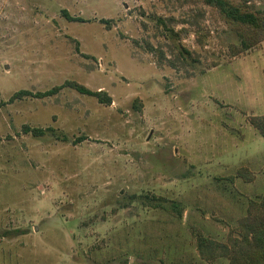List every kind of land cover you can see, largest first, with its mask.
Here are the masks:
<instances>
[{"label": "rangeland", "instance_id": "1", "mask_svg": "<svg viewBox=\"0 0 264 264\" xmlns=\"http://www.w3.org/2000/svg\"><path fill=\"white\" fill-rule=\"evenodd\" d=\"M252 118L264 37L206 0H0V264H231L264 197Z\"/></svg>", "mask_w": 264, "mask_h": 264}, {"label": "trees", "instance_id": "2", "mask_svg": "<svg viewBox=\"0 0 264 264\" xmlns=\"http://www.w3.org/2000/svg\"><path fill=\"white\" fill-rule=\"evenodd\" d=\"M210 6L217 8L222 17L226 19L228 23L236 24L239 26L248 27L250 32L259 33L264 37V16L256 15L248 11H242L240 7L231 5L225 0H206ZM68 19H71L67 13H65ZM244 46H247L244 43ZM69 87L77 90L83 95H90L96 97L99 102L103 104H110L111 99L107 97L102 92H91L90 90L77 85L76 83L68 82L62 86V88ZM61 87L54 88L45 93H38L33 95L30 91L21 90L16 92L9 103H13L18 100H22L26 97H47L54 95ZM250 124L254 127L255 130L260 134L264 139V118H252L250 119ZM49 131H52L49 129ZM25 133H32L35 137H41L46 134V130L43 129H31L29 127L24 128ZM255 211V216L252 215V212ZM242 228L246 231L242 232V237L244 240H248V237L251 235V241L248 243V253H238L233 259L231 264H264V197L260 204L251 203L249 208V216L245 218ZM206 240L204 238H199L200 246L206 245ZM249 255V256H248Z\"/></svg>", "mask_w": 264, "mask_h": 264}]
</instances>
